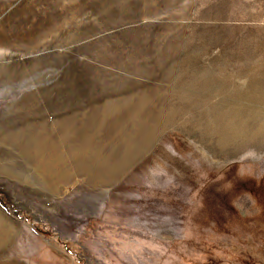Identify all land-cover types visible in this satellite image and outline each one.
<instances>
[{
	"label": "rangeland",
	"instance_id": "obj_1",
	"mask_svg": "<svg viewBox=\"0 0 264 264\" xmlns=\"http://www.w3.org/2000/svg\"><path fill=\"white\" fill-rule=\"evenodd\" d=\"M0 264H264V0H0Z\"/></svg>",
	"mask_w": 264,
	"mask_h": 264
},
{
	"label": "bare ground",
	"instance_id": "obj_2",
	"mask_svg": "<svg viewBox=\"0 0 264 264\" xmlns=\"http://www.w3.org/2000/svg\"><path fill=\"white\" fill-rule=\"evenodd\" d=\"M2 25V24H1ZM9 30V29H8ZM15 41V40H14ZM19 41H21V40H19ZM33 44V43H32ZM27 47V46H26Z\"/></svg>",
	"mask_w": 264,
	"mask_h": 264
},
{
	"label": "trees",
	"instance_id": "obj_3",
	"mask_svg": "<svg viewBox=\"0 0 264 264\" xmlns=\"http://www.w3.org/2000/svg\"><path fill=\"white\" fill-rule=\"evenodd\" d=\"M217 230V229H216Z\"/></svg>",
	"mask_w": 264,
	"mask_h": 264
}]
</instances>
